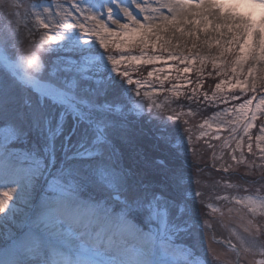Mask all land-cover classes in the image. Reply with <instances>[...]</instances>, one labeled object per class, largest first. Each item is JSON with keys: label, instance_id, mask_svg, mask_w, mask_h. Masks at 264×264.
I'll return each instance as SVG.
<instances>
[{"label": "snow or ice", "instance_id": "snow-or-ice-1", "mask_svg": "<svg viewBox=\"0 0 264 264\" xmlns=\"http://www.w3.org/2000/svg\"><path fill=\"white\" fill-rule=\"evenodd\" d=\"M248 8L264 10V0H0V264H264V121L251 132L264 95L224 109L235 116L220 145L205 130V112L241 100L223 94L226 85L257 90L243 68L250 59L251 76L264 63V15L240 11ZM209 17L227 29L220 55L235 57L211 95L200 79L209 57L186 55L172 39H198L180 25L206 30ZM41 53L54 58L46 64ZM157 62H174L182 80L161 79ZM138 65L151 66L158 87L133 77ZM145 116L170 157L141 156L140 166L127 160L140 155L135 126ZM186 116L203 119L196 143ZM200 141L208 160L198 158ZM233 178L256 191L236 194L243 185Z\"/></svg>", "mask_w": 264, "mask_h": 264}, {"label": "rangeland", "instance_id": "rangeland-1", "mask_svg": "<svg viewBox=\"0 0 264 264\" xmlns=\"http://www.w3.org/2000/svg\"><path fill=\"white\" fill-rule=\"evenodd\" d=\"M244 12V11H242ZM245 14L248 13H254V19H256L257 21L261 18L262 15H264V10H261L260 12L255 13V11L253 10H248L244 12ZM257 14V15H256ZM189 19H201L200 17H192L189 16ZM215 22L212 21V24H209V26L207 27L206 30H202L205 28L204 23H200L198 25H192V24H181L180 27H182L185 31V33H187L189 30H196L197 32V37H192L189 35H181L180 33H175V36L172 37L173 39V44H177L179 43L182 48L181 49H177L179 50H183L184 53L186 55L190 54H196L199 53L202 56H206L209 57V60L206 61V63L203 65V69L207 68L208 69V73L209 74H213L212 77L214 78V80H212L211 83L207 84V88L209 90H212L214 88V85L218 82H220V80H228L229 78L232 77V73L230 70V64L229 61L231 59H234L235 57L232 56L231 54H227L226 56H221L220 55V48L217 46L216 41L219 39L221 41V43H223L224 41H226L228 39V35H227V29L226 28H220L219 30H217L213 25ZM166 36H170L172 35L171 32L166 33ZM177 37L179 39H177ZM195 40L197 47L196 48H192L191 45L193 43V41ZM205 41H207L208 43H205ZM251 43V41H250ZM209 44H211V47H209ZM27 45H23L21 46V51L23 50L24 47H26ZM98 47V45H97ZM190 50V51H189ZM137 53L139 52L138 49L135 50ZM148 51H151V49H149ZM239 50H237L238 52ZM41 58L42 60L47 64L48 62H50L54 56L49 55V54H45V53H41ZM212 56H216L217 57V69H213L212 67V63H211V59L210 57ZM174 62H169V64L165 65L162 64L161 62H157V66L158 67H163L165 69V71L163 73L160 74L161 79H163L164 75H168L171 79L176 78L175 76L171 77V71H175L176 67L172 66ZM251 64L250 59L245 60L244 61V77H247L249 84L252 82L253 79H255L256 84H257V90L255 93H252L251 91H248L244 94H241L240 92V86H233V85H226L223 89H222V93L223 94H235L238 96H241V100L239 101H232L229 104L225 105V104H219L217 108L210 110L209 114H207L205 117L209 118V123L212 124V128L211 129H205L208 133L209 136L211 135H219L221 137L220 141H216V140H212L211 142L213 144L216 145H220L223 142V139L227 138L229 136V132L223 129L227 128V121H230L232 119H234L235 114L233 112H229V113H224V109L225 108H229L232 109L235 107V105L237 103H240L243 101V99H248L252 96H255L257 98V100L264 95V63H257L256 64V69L253 72V74L250 76L248 74V67ZM182 67V65L180 66ZM193 69L195 68H200L201 65L199 64V62H196L193 66ZM151 70V66H144V65H138L137 67H134L131 72L133 77L137 78L135 76V74H140L139 76H141L140 79H145L147 78V71ZM216 71H221L222 73H224V75L221 76H217L216 75ZM196 72L193 70L191 72V74H195ZM243 78V77H242ZM151 81V84L155 86H159V81H157L156 77H152V78H147ZM156 79V80H155ZM171 82V81H170ZM165 88H167L169 86L168 82H165ZM244 87H247V85H244ZM203 91H206L209 93L208 90H206L205 88L203 89ZM110 100H118L119 99V92H110L109 93V97ZM256 101H254L255 104ZM254 107V105H253ZM219 111L221 113L220 116L216 117L215 119H212L213 117V113ZM187 118L189 120V125L187 127H191L193 129V134H194V143H196L195 141V136L199 134V124L203 123V120L199 121L198 119H196V117H184ZM147 117H143L139 123V125L137 126V137H136V152H138L140 155L139 156H135L134 158H132L131 156L129 157V159L127 160L128 163H133L134 160L135 161H139L140 162V166H143L144 161H141L140 157L142 156L144 158V160L146 161H151L154 158L157 157H164L167 158L166 153L169 151L168 147L166 144H164L163 142L157 141L156 139L154 140L153 135H150L149 132H153L155 135V122H153V124H148L146 123ZM264 121V115L262 114H258V119L256 121V127H254L251 132L253 133V137L258 134V128L260 125V122ZM217 127L221 128L222 130L220 132H216ZM240 131L242 132V129H240ZM247 138H245L246 140ZM199 146H198V158L199 157H203L204 160H208L207 155L208 153H210L209 155V159L212 155L211 151L209 149H207V147L203 144V141L198 142ZM234 146V145H233ZM142 148H145V151H149V152H145L143 151ZM166 148V149H165ZM217 154H219V148H217ZM253 151L257 153V158H256V163L259 164L261 163V161L258 159V150L255 148V141L253 139ZM170 152V151H169ZM245 155L247 156V150L245 148ZM197 158V159H198ZM226 159H230L228 157H225ZM189 159L193 162V157H189ZM251 159V158H250ZM202 165V163H201ZM202 167V166H201ZM210 171L215 174V170L214 169H210ZM239 171H242V173L245 171L244 167L241 166ZM195 178V171L191 172ZM258 175V174H257ZM146 178L148 179H152V175L151 172L149 171ZM247 179L251 180L253 179V177H247ZM234 183H237L239 185H243V187L241 188V190L236 193L239 195H246V194H252L253 192L256 191V187L255 185H244L243 182H239L237 181L235 178H233ZM195 188V186H194ZM244 188H247L248 191L245 192ZM221 195L224 194H231L230 192H224L221 191L220 193ZM260 195H264V193H258ZM196 210H197V214H199L200 211V205L197 203L196 204ZM235 216V214H233ZM234 225L236 223H238V221H234L233 222ZM222 232L221 229H217V234L220 235V233ZM224 235H227V233H223ZM259 258V257H257Z\"/></svg>", "mask_w": 264, "mask_h": 264}, {"label": "trees", "instance_id": "trees-1", "mask_svg": "<svg viewBox=\"0 0 264 264\" xmlns=\"http://www.w3.org/2000/svg\"><path fill=\"white\" fill-rule=\"evenodd\" d=\"M207 73H208V69L207 68H204L203 69V72H202V74H200V79L202 80V90L205 88L206 90H208L209 91V95H211V93H212V90H209L206 86H207V84L208 83H211L212 82V80H214V78L212 77V75L213 74H211V75H207ZM140 74H135V76L137 77V78H141V76H139ZM171 77L173 76H175L176 78H174V79H171V83H178V82H180L181 80H182V77H180V74L177 72V70H175V71H171V75H170ZM188 76H189V79H191L192 81H196V79H197V76H198V74L197 73H195V74H191V73H189L188 74ZM135 78V77H134ZM156 80V79H155ZM155 85V84H154ZM209 112L210 111H207V112H205V116L207 115V114H209ZM184 119H187V118H184ZM196 119H198L199 121H201V120H203L200 116H196ZM139 124H137L136 126H135V128L137 129V126H138ZM149 134L150 135H153V137H154V140H155V135H154V133L153 132H149ZM143 149V151H145V148H142ZM166 149V148H165ZM169 150V149H168ZM170 151V150H169ZM167 152L166 153V156H167V158H169L170 157V152ZM145 152H149V151H145ZM209 155H210V153H208V155H207V158L209 159ZM189 165H191L192 164V161L188 158V162H187ZM202 167H203V163H202V165H201ZM189 171L190 172H193V171H195V168L194 167H190L189 168ZM241 174H242V171H239ZM147 174H148V172H147ZM236 179V178H235ZM237 181H239L240 183L241 182H243L242 180H239V179H236ZM244 183V182H243Z\"/></svg>", "mask_w": 264, "mask_h": 264}, {"label": "bare ground", "instance_id": "bare-ground-1", "mask_svg": "<svg viewBox=\"0 0 264 264\" xmlns=\"http://www.w3.org/2000/svg\"><path fill=\"white\" fill-rule=\"evenodd\" d=\"M248 10H253V11H255V13H257V12H260L261 11V9H258V8H248V9H241L240 11L242 12V11H248ZM226 11V10H225ZM257 15V14H256ZM209 20H212V18L211 17H209ZM213 22H215L214 20H212Z\"/></svg>", "mask_w": 264, "mask_h": 264}, {"label": "clouds", "instance_id": "clouds-1", "mask_svg": "<svg viewBox=\"0 0 264 264\" xmlns=\"http://www.w3.org/2000/svg\"><path fill=\"white\" fill-rule=\"evenodd\" d=\"M23 70L28 71V72H31L32 71L31 69H29L27 67H25V69H23Z\"/></svg>", "mask_w": 264, "mask_h": 264}]
</instances>
